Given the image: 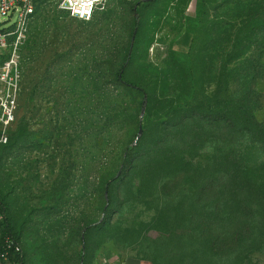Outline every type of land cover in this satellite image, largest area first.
<instances>
[{
    "label": "rangeland",
    "instance_id": "374dc122",
    "mask_svg": "<svg viewBox=\"0 0 264 264\" xmlns=\"http://www.w3.org/2000/svg\"><path fill=\"white\" fill-rule=\"evenodd\" d=\"M250 2L108 0L83 21L36 0L16 120L0 144V198L22 264H189L186 228L169 219L189 173L156 163V127L170 101L213 94L223 60L242 66L228 58ZM260 64L255 113L264 120V54ZM124 81L142 86L149 104L140 107ZM207 152H193V164ZM243 264H264V255Z\"/></svg>",
    "mask_w": 264,
    "mask_h": 264
},
{
    "label": "trees",
    "instance_id": "16d2710c",
    "mask_svg": "<svg viewBox=\"0 0 264 264\" xmlns=\"http://www.w3.org/2000/svg\"><path fill=\"white\" fill-rule=\"evenodd\" d=\"M138 5L132 9L126 58L137 37ZM249 10L237 28L228 58L241 60L242 66L229 68L223 60L214 93L197 96L190 88L192 95L170 101L156 127V163L166 162L172 175L189 173L186 190L170 201L169 216L171 225L183 224L186 228L192 258L189 264H243L252 262L257 254L264 255V171L260 170L261 164L256 165L264 158V120L255 113L254 89L264 54V0H251ZM22 65L21 56L23 75ZM124 70L125 62L116 74L120 81ZM123 83L139 93L140 107L149 104L142 86ZM132 144L135 149L139 146ZM205 149V161L194 165L192 153ZM127 161L125 153L121 171ZM257 171L260 174L254 176L252 172ZM109 185L104 188L107 194ZM166 209L168 212V206L161 207L163 212ZM5 239L17 244L0 198V250ZM7 259L10 264H22L19 252L9 251Z\"/></svg>",
    "mask_w": 264,
    "mask_h": 264
},
{
    "label": "built area",
    "instance_id": "2783aa9c",
    "mask_svg": "<svg viewBox=\"0 0 264 264\" xmlns=\"http://www.w3.org/2000/svg\"><path fill=\"white\" fill-rule=\"evenodd\" d=\"M106 1L101 0V3L94 5L90 15ZM62 3L64 0H56L58 9L73 18L89 20L80 18L78 13L73 15L70 9L61 8ZM35 9L36 0H0V144L7 142L8 133L16 120L22 78L21 48ZM9 251L19 252L20 248L10 239H5L3 249L0 250V264L7 260Z\"/></svg>",
    "mask_w": 264,
    "mask_h": 264
},
{
    "label": "clouds",
    "instance_id": "9594fccd",
    "mask_svg": "<svg viewBox=\"0 0 264 264\" xmlns=\"http://www.w3.org/2000/svg\"><path fill=\"white\" fill-rule=\"evenodd\" d=\"M77 3L80 4L79 9L77 8ZM101 3V0H64V3L61 4V8L70 9L73 15L79 14L82 19H90V10L96 4Z\"/></svg>",
    "mask_w": 264,
    "mask_h": 264
},
{
    "label": "water",
    "instance_id": "95a60500",
    "mask_svg": "<svg viewBox=\"0 0 264 264\" xmlns=\"http://www.w3.org/2000/svg\"><path fill=\"white\" fill-rule=\"evenodd\" d=\"M141 133H142V129H141V127L139 126L138 131H137V136H136V137H138Z\"/></svg>",
    "mask_w": 264,
    "mask_h": 264
},
{
    "label": "crops",
    "instance_id": "0c3cea01",
    "mask_svg": "<svg viewBox=\"0 0 264 264\" xmlns=\"http://www.w3.org/2000/svg\"><path fill=\"white\" fill-rule=\"evenodd\" d=\"M2 264H10V263L8 262V259H7L6 261H3Z\"/></svg>",
    "mask_w": 264,
    "mask_h": 264
}]
</instances>
